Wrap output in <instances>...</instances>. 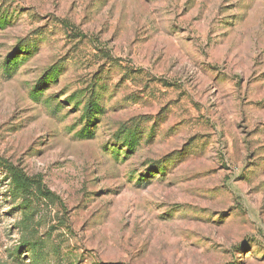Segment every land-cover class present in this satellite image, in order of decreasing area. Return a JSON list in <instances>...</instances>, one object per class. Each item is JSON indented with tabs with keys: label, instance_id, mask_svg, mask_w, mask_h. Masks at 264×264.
<instances>
[{
	"label": "rangeland",
	"instance_id": "obj_1",
	"mask_svg": "<svg viewBox=\"0 0 264 264\" xmlns=\"http://www.w3.org/2000/svg\"><path fill=\"white\" fill-rule=\"evenodd\" d=\"M0 160V264H264V0H0Z\"/></svg>",
	"mask_w": 264,
	"mask_h": 264
},
{
	"label": "trees",
	"instance_id": "obj_2",
	"mask_svg": "<svg viewBox=\"0 0 264 264\" xmlns=\"http://www.w3.org/2000/svg\"><path fill=\"white\" fill-rule=\"evenodd\" d=\"M0 164L8 172L11 178L21 186H32L35 183V179L27 176L21 169L14 166L13 164L4 160H0ZM37 190L41 192L40 184H38Z\"/></svg>",
	"mask_w": 264,
	"mask_h": 264
}]
</instances>
